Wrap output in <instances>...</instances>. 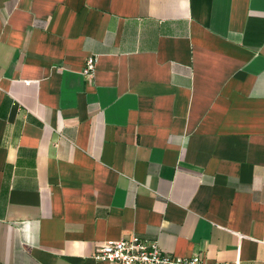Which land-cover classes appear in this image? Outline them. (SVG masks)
I'll list each match as a JSON object with an SVG mask.
<instances>
[{
  "label": "crops",
  "instance_id": "crops-1",
  "mask_svg": "<svg viewBox=\"0 0 264 264\" xmlns=\"http://www.w3.org/2000/svg\"><path fill=\"white\" fill-rule=\"evenodd\" d=\"M136 234L264 264V0H0V264Z\"/></svg>",
  "mask_w": 264,
  "mask_h": 264
},
{
  "label": "built area",
  "instance_id": "built-area-1",
  "mask_svg": "<svg viewBox=\"0 0 264 264\" xmlns=\"http://www.w3.org/2000/svg\"><path fill=\"white\" fill-rule=\"evenodd\" d=\"M95 60H86L83 73L91 76L94 72ZM91 257L98 261H111L115 264H203L201 257L173 256L165 254L155 239L141 238L131 235L127 238L107 239L95 247Z\"/></svg>",
  "mask_w": 264,
  "mask_h": 264
}]
</instances>
